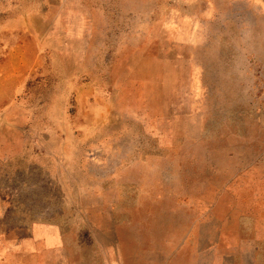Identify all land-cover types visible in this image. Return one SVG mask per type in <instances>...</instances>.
<instances>
[{
  "label": "rangeland",
  "instance_id": "rangeland-1",
  "mask_svg": "<svg viewBox=\"0 0 264 264\" xmlns=\"http://www.w3.org/2000/svg\"><path fill=\"white\" fill-rule=\"evenodd\" d=\"M0 264H264V0H0Z\"/></svg>",
  "mask_w": 264,
  "mask_h": 264
}]
</instances>
